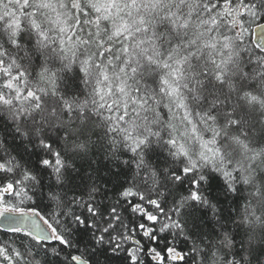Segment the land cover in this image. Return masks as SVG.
Masks as SVG:
<instances>
[{
    "label": "snow or ice",
    "instance_id": "1",
    "mask_svg": "<svg viewBox=\"0 0 264 264\" xmlns=\"http://www.w3.org/2000/svg\"><path fill=\"white\" fill-rule=\"evenodd\" d=\"M0 264H264V0H0Z\"/></svg>",
    "mask_w": 264,
    "mask_h": 264
}]
</instances>
